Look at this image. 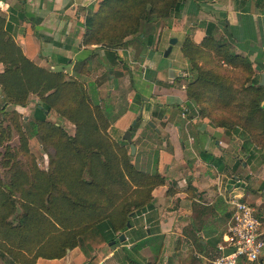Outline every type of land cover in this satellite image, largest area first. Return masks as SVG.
I'll return each instance as SVG.
<instances>
[{"label": "trees", "instance_id": "obj_1", "mask_svg": "<svg viewBox=\"0 0 264 264\" xmlns=\"http://www.w3.org/2000/svg\"><path fill=\"white\" fill-rule=\"evenodd\" d=\"M255 2L264 5V0ZM183 3L101 0L95 9H88L82 44L103 49L113 72L119 65L129 70L114 49L131 39L153 47L154 33L147 37L144 24L169 25L180 16ZM12 17L6 19L0 13V258H6L5 264H35L38 257L59 259L67 249L79 247L88 258L83 264H99L100 256L119 243V234L128 232L134 217L152 208L151 192L165 178L138 167L131 160L129 143L109 134L116 115L112 105L102 107L93 101L89 88L96 93L97 85L81 78L89 63L83 64L79 75L39 66L15 41ZM200 24L205 37L199 43L189 36L183 39L180 49L186 75L173 78V85H184L185 96L199 115L239 136L249 161L262 164L264 87L257 84L260 75L247 55L234 52L224 36H217L215 23ZM238 71L243 80L236 88L228 73ZM32 95L37 98L32 111L34 135L48 159L46 169L37 166L29 149L23 116L14 108L7 109L25 107ZM142 97L135 90L131 103L140 107ZM51 112L72 123L74 133L50 120ZM153 115L162 119L164 112ZM14 133L18 143L11 145ZM146 232L150 230H142L138 238ZM127 260L129 264H155L129 255Z\"/></svg>", "mask_w": 264, "mask_h": 264}, {"label": "crops", "instance_id": "obj_2", "mask_svg": "<svg viewBox=\"0 0 264 264\" xmlns=\"http://www.w3.org/2000/svg\"><path fill=\"white\" fill-rule=\"evenodd\" d=\"M100 1L0 0V13L6 19L13 16L14 39L28 58L44 68L56 70L60 67L69 75H79L85 62L89 65L92 63L94 67L97 60L105 69L109 68L103 49L82 44L83 24L88 9H95ZM20 14H23V18ZM202 21L215 23L217 36H224L234 52L247 55L257 74L264 73V5L257 6L255 0H184L180 16L172 18L169 25L159 23L145 28L147 37L154 33L153 47L131 39L114 49L122 58L130 52L135 56H144L142 60L147 66L146 72H133L132 75L135 90L146 99H142V116L148 113L153 124L158 118L152 116V109L146 108L153 104L151 97L155 96L157 104L154 105L158 108L155 112L164 111L161 121L167 123L162 129L154 124L155 127L150 131L152 135L149 137L158 146V156L155 165L151 163L147 171L159 172L165 182L153 188L152 208L134 217L128 232H123L125 240L118 241L108 253L102 254L99 264H129L127 255L144 263L211 264L218 254L217 245L222 241L232 215V206L227 201L232 194H238L256 210L264 238L262 164L249 161L245 149L241 148L242 139L236 134L208 124L204 119L197 118V114L190 113V118L186 120L182 116L183 111L185 114L190 109L195 112L194 107H191L193 104L185 96V86H173L172 81L177 76L186 75V72L173 69L172 78L168 76L167 68L159 64L163 53L158 48L160 29H168L171 32L168 37L179 36L183 41L189 36L199 43L205 37L204 27L200 24ZM167 45H163L164 49ZM129 67L132 69V66ZM2 68L0 64V71ZM29 100L34 108L37 99L31 97ZM1 103L0 91V108ZM30 103L25 107L14 106L24 120L29 117L23 112L30 107ZM124 115L127 116V122L122 126L119 137L113 136L117 140H123L121 133L135 118L131 109ZM173 117L176 118L175 124L171 119ZM136 132L141 134L143 131L138 127ZM163 132L165 136L157 141ZM29 135L28 145L35 137L34 133ZM133 135L131 133V138ZM10 144L16 145L11 141ZM136 149L139 150L138 145ZM43 155L46 165L39 167L36 162L40 169H46L48 165L45 153ZM251 166L255 168L251 169ZM1 172L2 169L0 175ZM142 230L150 232L138 238ZM87 259L81 249L75 247L67 249L66 254L59 259L38 257L35 264H83ZM5 261L6 258H0L3 264ZM257 263L264 264V252L258 261L251 262Z\"/></svg>", "mask_w": 264, "mask_h": 264}, {"label": "rangeland", "instance_id": "obj_3", "mask_svg": "<svg viewBox=\"0 0 264 264\" xmlns=\"http://www.w3.org/2000/svg\"><path fill=\"white\" fill-rule=\"evenodd\" d=\"M150 25H152V24L151 23L144 24V28H149ZM155 29H156V27H155ZM167 30L168 29H166V28L163 29V27L160 29V31H159L160 36L158 39L159 40V42H158L159 47L158 48L160 50H162V52H164L167 48L164 49L163 45L169 44V41L171 38H176L177 40L172 45L171 51L167 57H164L163 55L160 56V58H159L160 63L159 64L162 65L164 68H167V70H168V65L170 63L172 69H176L178 71H183L186 69L187 64H186V61L183 58V56L181 54V50H180V45H181L182 39L178 35H177L178 37H175V35L168 37V33H171V32L167 31ZM156 41H157V39H156ZM156 44L157 43H155L154 48H156V46H157ZM168 46L169 45H167V47ZM143 57H144L143 55L135 56L132 52H130V54L123 57V59L125 60L126 65L128 67L132 66V69L127 70V69L123 68L121 65H119V66H116L114 68V72L112 71L111 73L109 72V70H110L109 68L105 69L101 65V63H99L96 60L95 66L93 67L92 63H90V68L85 69L83 75H81V78L85 79V81L86 80L92 81L98 87V92H96V93H94L92 88L91 89L89 88V92H90V95H91L93 101H95V102L99 101L100 104L102 105V107H105L107 104H110L113 106L114 114L116 115V118L114 117L115 119L113 121V126H111V129L109 132L110 135H112V137L113 136L116 137V136L120 135V132L122 131L121 130L122 126L124 125L125 122H127V116L124 115V114H126L127 110L131 109L135 113V117H136L138 115L139 111L141 110V108L144 106L143 105L144 101H142L140 107H139V105L134 104L133 102L129 103V99H132L134 92H135V87L133 84L134 82L132 80V75H134L133 72L138 73L139 71H143V70H145V72H146L147 66L145 65L144 61L142 60ZM56 70H60V67H57ZM117 73H120V75H118ZM114 74L116 75L115 76L116 77V83H115L116 86L114 87V85L112 84V87H110V84L112 83V80L114 78L113 77ZM228 74L231 78H233L234 83H235V87L239 88L240 82L243 80V74L239 71L236 73L229 72ZM31 97H35V96L32 95V96H30V98ZM151 98H152L151 102L153 104L150 106L148 105L146 108H148L147 110L152 109V112L154 113L156 110H158L157 106L154 105L155 103L157 104V102H156L157 99L155 96H153ZM35 99H37V98L35 97ZM30 102L31 101L29 100L28 104ZM191 107L192 108L194 107L193 109L195 110V112L189 108L190 112L188 114H185V112L183 110H181V112L183 111L182 116L186 120H188L190 118V113L197 114L196 115L197 118L204 119L208 124L213 126V123L211 122V120H209L206 117H201L199 115L197 107H195V106H191ZM11 108H14V106H9L7 109H11ZM32 108H33V104L30 103V107L23 112V114L29 115L28 119L24 120L23 123L31 135L35 131V124L32 121V119H30V111ZM172 111L176 112L174 109ZM181 112H179V113L181 114ZM153 113H152V116L154 118H157L153 115ZM48 118L50 120L55 121V122L62 123L65 130L69 134L74 133V130H75L74 125L72 123H70L69 121L61 119L59 116H57L53 112L49 113ZM151 119L152 118H150V119L148 118V113H143V116L141 117V121H139V122L137 121L138 122L137 127H140L143 132L141 134H137V132H136V131H138V128H137L135 132L133 131L134 135L132 138V141L134 142V145H135V153L132 155L130 154L131 160H133V162L136 163L138 167H140L144 170H148L149 168H151V166H150L151 163H153V165H155V158H157L156 156H158L157 155L158 153H156V147H158V146H156L154 141L149 137L152 135L150 133V131H152L153 127H151V125L148 124L147 120H151ZM171 119L174 122L173 124H175L176 118L173 117ZM0 120H1V117H0ZM132 120L130 121V123L132 122ZM115 123H117V124L115 125ZM154 124L158 129H162V128H164V126L167 123L162 122L160 118H157V119H155ZM125 131H126V129L123 131V133H121V138H122ZM164 136H165V134L163 132L161 137L158 136L159 138H157V141L160 138H163ZM11 143L12 144L18 143V137L16 136L15 133L12 136ZM136 145H138L139 150L136 149ZM29 149H30L31 153L35 156L36 162L38 163L39 167H44L46 165V158L43 155L44 150L42 149V146L39 144L38 140L35 139V137H32V140L29 143ZM260 170H262L261 172L264 175V162H262ZM247 203L253 208V206L248 201H247ZM254 211H255V215H256V210L254 209ZM117 256H119V254H117ZM3 263L4 262H0V264H3ZM240 264H248V261L241 262Z\"/></svg>", "mask_w": 264, "mask_h": 264}, {"label": "built area", "instance_id": "obj_4", "mask_svg": "<svg viewBox=\"0 0 264 264\" xmlns=\"http://www.w3.org/2000/svg\"><path fill=\"white\" fill-rule=\"evenodd\" d=\"M232 206V215L222 241L217 245V256L211 264H238L241 259L258 261L264 252V238L260 231L261 222L254 209L238 194L227 199ZM233 248L229 254L224 250Z\"/></svg>", "mask_w": 264, "mask_h": 264}, {"label": "water", "instance_id": "obj_5", "mask_svg": "<svg viewBox=\"0 0 264 264\" xmlns=\"http://www.w3.org/2000/svg\"><path fill=\"white\" fill-rule=\"evenodd\" d=\"M176 38H171L170 41H169V46L167 47V49L162 53V55L164 57H167L168 54L170 53L171 51V47L172 45L176 42ZM109 72L111 73L112 70H109ZM111 76V75H110ZM168 76L169 77H174V74H173V69L171 68V64L169 63L168 65ZM259 86H263L264 87V73H261L260 74V79L257 83ZM110 87H112V84H110ZM143 100H146L144 97L142 98ZM264 103V101H263ZM142 117V109L139 111L138 115L132 120L131 124L128 126V128L126 129V131L124 132L123 136H122V139L125 140L127 143H129V146H130V154H134L135 153V145L132 141V138H131V133H132V128L133 126L136 124L137 121H139ZM148 124L151 125V127H155L154 124L149 120L148 121ZM130 225L128 224V227ZM126 236L124 233H120L117 240L120 241V242H123L125 240ZM115 241H112L110 242L109 244L112 245ZM232 251H234L233 248H227L224 250V254H229L231 253Z\"/></svg>", "mask_w": 264, "mask_h": 264}]
</instances>
